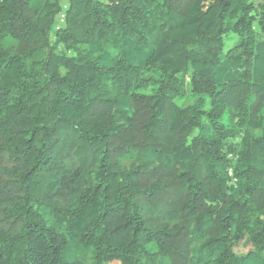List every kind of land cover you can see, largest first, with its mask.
<instances>
[{
    "label": "trees",
    "instance_id": "16d2710c",
    "mask_svg": "<svg viewBox=\"0 0 264 264\" xmlns=\"http://www.w3.org/2000/svg\"><path fill=\"white\" fill-rule=\"evenodd\" d=\"M0 264H264V0H0Z\"/></svg>",
    "mask_w": 264,
    "mask_h": 264
},
{
    "label": "rangeland",
    "instance_id": "374dc122",
    "mask_svg": "<svg viewBox=\"0 0 264 264\" xmlns=\"http://www.w3.org/2000/svg\"><path fill=\"white\" fill-rule=\"evenodd\" d=\"M68 3H69V0H60V4H61V7H62V13L68 7ZM56 19H57L56 26H60V25L63 24V14L58 15ZM227 44L229 45L230 43L227 42ZM224 123L228 125V121L225 120Z\"/></svg>",
    "mask_w": 264,
    "mask_h": 264
},
{
    "label": "built area",
    "instance_id": "2783aa9c",
    "mask_svg": "<svg viewBox=\"0 0 264 264\" xmlns=\"http://www.w3.org/2000/svg\"><path fill=\"white\" fill-rule=\"evenodd\" d=\"M57 27V26H56Z\"/></svg>",
    "mask_w": 264,
    "mask_h": 264
}]
</instances>
